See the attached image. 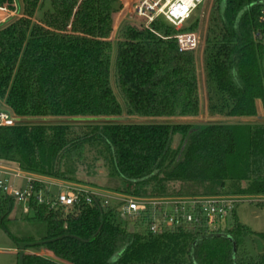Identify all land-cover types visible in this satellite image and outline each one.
Instances as JSON below:
<instances>
[{"label": "trees", "instance_id": "1", "mask_svg": "<svg viewBox=\"0 0 264 264\" xmlns=\"http://www.w3.org/2000/svg\"><path fill=\"white\" fill-rule=\"evenodd\" d=\"M254 1L216 0L205 38L204 83L196 51L180 50L174 37L180 30L162 19L149 26L126 22L114 63L122 105L111 76L113 14L121 0H0L11 9L17 4L19 12L0 26V99L17 121L124 113L170 119L199 116L205 90L211 115L255 116L257 100L264 101V42ZM177 134L182 140L174 148ZM87 146L113 165L111 174L121 179L114 192L123 195L264 198V124L0 125V163L42 177L84 184L75 163L84 161ZM227 181L230 191L223 193ZM175 182L180 188L170 189ZM15 201L0 193V227L17 244V264H264V232L241 222L236 209L225 229L198 223L153 232L152 207L132 226L118 203L81 201L66 210L31 200L25 220L34 233L16 236L8 226ZM43 247L58 259L35 252Z\"/></svg>", "mask_w": 264, "mask_h": 264}, {"label": "built area", "instance_id": "2", "mask_svg": "<svg viewBox=\"0 0 264 264\" xmlns=\"http://www.w3.org/2000/svg\"><path fill=\"white\" fill-rule=\"evenodd\" d=\"M207 0H136L133 5V15L141 25L149 26L156 19H162L167 24L180 30L174 37L177 39L180 50L197 51L201 46V34L193 31H184L196 22L192 20L194 12ZM252 5H258V22L262 24L260 31L264 42V0H255ZM8 10L7 5H0V11ZM204 16L202 15V18ZM264 65V52H263ZM17 118L7 110H0V125H14ZM11 168L0 167V193L14 198L17 202L25 205L31 200L45 203L50 209H69L81 201L92 204L100 200L101 205L107 206L112 199L122 197V215L138 218L152 204L161 203L160 215H155L150 223V230L158 231L167 226H185L188 224L203 223L210 229L226 221L235 208L236 203L241 200L238 197L229 195H209L193 197H177L171 199L155 200L150 197H135L128 195H117L95 189L86 184L75 182L45 184L44 177L23 172L16 167L13 171L12 182L10 175ZM3 173V174H1ZM24 178L25 184H16L14 179ZM52 186H59L57 194L51 192Z\"/></svg>", "mask_w": 264, "mask_h": 264}, {"label": "rangeland", "instance_id": "3", "mask_svg": "<svg viewBox=\"0 0 264 264\" xmlns=\"http://www.w3.org/2000/svg\"><path fill=\"white\" fill-rule=\"evenodd\" d=\"M136 0H133L131 3V9L132 12L129 17V22H132L136 25H141L140 20L133 15V5ZM222 2H226V0H222ZM122 7L119 11L115 12L113 14V31L111 34V39L113 41L114 46V55L112 59V69H111V76H112V84L114 87V90L116 92V95L120 99L122 105H124V102L119 94V91L115 84V77H114V63H115V52H116V44L118 40V36L114 34V25L117 23L116 14L124 13L127 8V1L121 0ZM216 4V0H207L204 4H202L193 14L192 20L196 19V22L189 26V23L183 27L184 31H193L195 33L201 34V46L196 51V55L198 57V63H199V70L201 74L202 81L204 83V74H203V53L205 48V38L207 35L208 27L210 24V19L212 12L214 10V6ZM202 15L204 16L202 18ZM205 91V90H204ZM203 91L202 94V111L199 114V116L194 118H146V117H135V116H128L126 113H124L121 116H115L113 117V121H100V120H81L79 118H65V119H57V120H42V121H24L26 123H69V124H89V123H103V122H132V123H149V122H164L169 121L172 123H180V122H190L196 125H203V124H209L213 122H221V123H232V122H241V123H249V124H264V101L262 103L259 101V111L260 113H257L253 118H226L220 115H211L206 107L207 100H206V94ZM258 102V101H257ZM9 110V107L0 99V110ZM181 136L177 134L174 137L173 141V147L176 148L181 143ZM6 164V163H3ZM13 166V164H9ZM77 172L76 177L84 184L91 183L95 184L101 187L105 188H111L115 189L118 186H121V179L118 176H113L111 174L113 165L109 161L105 159V156L99 153V150L97 147L94 146H87V152H86V158L82 162L75 163ZM9 178L12 182L13 178V171L16 170V166L11 167ZM45 184H53L54 182L59 183H67L72 182L68 181L66 179H62L60 177H53L48 176L44 177ZM15 183L18 184H25L26 179L24 178H17ZM243 185H245V182H242ZM178 190L180 188V183L175 182L170 184V189ZM59 190V186H52L51 192L55 195L57 194ZM150 194L153 193L151 187L147 190ZM223 193H229L230 191V181H227L225 184V187L222 189ZM120 197L118 199H112L111 203H118V211L119 213L122 212V206L124 205V200ZM236 205V213L241 222L248 225L252 230L257 232H264V198H240ZM31 203H27L26 205L22 202L15 201V206L12 211V214L10 215L11 220L8 221V226L11 230V232L16 236H24L27 234L34 233L31 225L25 220L27 215H31ZM110 205V204H109ZM108 206V205H107ZM165 207V206H164ZM161 206L160 202H157L156 204H152V211L155 215L159 216L161 208H164ZM231 217H228L226 221H223L222 223H219L218 225L212 226L210 229L216 230V229H225L227 226L231 223ZM130 223L132 226L138 225V218L130 217ZM44 251V256H50L51 259H58L49 249L43 247L40 248L38 251L40 252ZM28 252H34L33 250H29ZM18 259V247L15 241L12 239V237L6 233L1 227H0V264H17ZM66 264H71L67 261H61Z\"/></svg>", "mask_w": 264, "mask_h": 264}, {"label": "water", "instance_id": "4", "mask_svg": "<svg viewBox=\"0 0 264 264\" xmlns=\"http://www.w3.org/2000/svg\"><path fill=\"white\" fill-rule=\"evenodd\" d=\"M127 1V8L124 13L116 14V19L117 23L114 25V34L119 36V32L124 26L126 22H128L130 14L132 12L131 9V3L133 0H126ZM65 118H70L73 119L74 117H25V118H20L18 121H42V120H57V119H65ZM79 118L81 120H100V121H113V117H75Z\"/></svg>", "mask_w": 264, "mask_h": 264}, {"label": "crops", "instance_id": "5", "mask_svg": "<svg viewBox=\"0 0 264 264\" xmlns=\"http://www.w3.org/2000/svg\"><path fill=\"white\" fill-rule=\"evenodd\" d=\"M17 8H18V6L16 4L14 9H11V8L8 7V10H6V11H4V10L3 11H0V26L7 24L12 19H14L16 16L19 15V12H18V9ZM257 101H258L257 102V113H260V111H259V106L261 105V104L259 105V101L260 100H257ZM260 102L262 103V101H260ZM261 107H262V105H261ZM189 118H194V117H189ZM239 118H244V117H236L235 119H239ZM248 118H253V116H250ZM13 166H11L9 164L0 163V167H3V168H8L9 169V168H11ZM1 174H3V173H1ZM15 181H16V179H14L13 182H15ZM16 184H18V183H16ZM99 188H102L100 190L105 191V192H111V193H115L117 195H123L121 193L114 192V189H111V188H105V187H99ZM111 190H113V192ZM37 253H40V254L43 255L44 251H40V252H37ZM49 256H50V253H49Z\"/></svg>", "mask_w": 264, "mask_h": 264}]
</instances>
